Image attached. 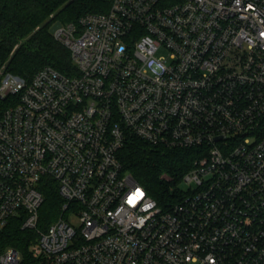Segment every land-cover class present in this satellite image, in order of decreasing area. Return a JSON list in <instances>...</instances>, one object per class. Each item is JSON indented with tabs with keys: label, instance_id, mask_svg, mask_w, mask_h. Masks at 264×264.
I'll list each match as a JSON object with an SVG mask.
<instances>
[{
	"label": "built area",
	"instance_id": "2783aa9c",
	"mask_svg": "<svg viewBox=\"0 0 264 264\" xmlns=\"http://www.w3.org/2000/svg\"><path fill=\"white\" fill-rule=\"evenodd\" d=\"M53 36L75 75L0 82V231L37 234L0 264H264V0H112ZM129 136L202 152L170 210L124 170Z\"/></svg>",
	"mask_w": 264,
	"mask_h": 264
},
{
	"label": "trees",
	"instance_id": "16d2710c",
	"mask_svg": "<svg viewBox=\"0 0 264 264\" xmlns=\"http://www.w3.org/2000/svg\"><path fill=\"white\" fill-rule=\"evenodd\" d=\"M112 0H0V68L3 77L10 75L30 81L42 68L51 66L72 76L77 70L70 52L54 36V23L77 22L90 13H107ZM16 103V98H0V118ZM202 152L196 149L168 150L154 147L129 136L119 153L124 170L143 186L164 210H170L183 194L182 179ZM40 190L45 202L40 209V228L46 229L59 216L63 200L58 184L46 177ZM37 234L20 229V221L12 220L0 231V252L15 248L28 254L30 241Z\"/></svg>",
	"mask_w": 264,
	"mask_h": 264
},
{
	"label": "water",
	"instance_id": "95a60500",
	"mask_svg": "<svg viewBox=\"0 0 264 264\" xmlns=\"http://www.w3.org/2000/svg\"><path fill=\"white\" fill-rule=\"evenodd\" d=\"M61 27V22H56L51 28H50V34L54 35L56 30Z\"/></svg>",
	"mask_w": 264,
	"mask_h": 264
},
{
	"label": "rangeland",
	"instance_id": "374dc122",
	"mask_svg": "<svg viewBox=\"0 0 264 264\" xmlns=\"http://www.w3.org/2000/svg\"><path fill=\"white\" fill-rule=\"evenodd\" d=\"M2 71H3L2 68H0V78L3 75ZM181 188H182L184 193H188V191L190 190V186H188L187 184H182Z\"/></svg>",
	"mask_w": 264,
	"mask_h": 264
}]
</instances>
